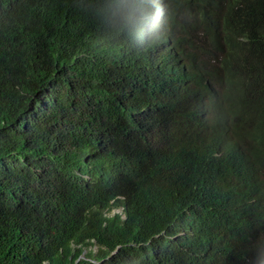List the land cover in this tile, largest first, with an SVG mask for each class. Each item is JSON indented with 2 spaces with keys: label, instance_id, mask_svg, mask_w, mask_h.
<instances>
[{
  "label": "trees",
  "instance_id": "16d2710c",
  "mask_svg": "<svg viewBox=\"0 0 264 264\" xmlns=\"http://www.w3.org/2000/svg\"><path fill=\"white\" fill-rule=\"evenodd\" d=\"M166 1L0 0V264H264V0Z\"/></svg>",
  "mask_w": 264,
  "mask_h": 264
},
{
  "label": "clouds",
  "instance_id": "9594fccd",
  "mask_svg": "<svg viewBox=\"0 0 264 264\" xmlns=\"http://www.w3.org/2000/svg\"><path fill=\"white\" fill-rule=\"evenodd\" d=\"M161 2H162V5L159 7V9H158V14L157 15H155L154 17H153V21H152V23H151V25L150 26H152V30L153 29H159V26H160V21H161V19H162V14L161 13H164L165 12V7H166V0H160ZM162 11V12H161ZM159 19V20H158ZM158 22V23H157ZM151 30V31H152ZM150 35V32H147L146 33V37H148ZM165 45H166V50L168 51L169 50V48H171V46H172V43L171 42H166L165 43ZM159 69H161V67H158ZM164 69V68H163ZM206 80V79H205ZM128 140H130V141H134V142H136V138H133L131 135L128 137ZM118 211H120V212H123L121 209H117Z\"/></svg>",
  "mask_w": 264,
  "mask_h": 264
},
{
  "label": "rangeland",
  "instance_id": "374dc122",
  "mask_svg": "<svg viewBox=\"0 0 264 264\" xmlns=\"http://www.w3.org/2000/svg\"><path fill=\"white\" fill-rule=\"evenodd\" d=\"M159 20V19H158ZM158 23V22H157ZM115 213V212H114Z\"/></svg>",
  "mask_w": 264,
  "mask_h": 264
}]
</instances>
